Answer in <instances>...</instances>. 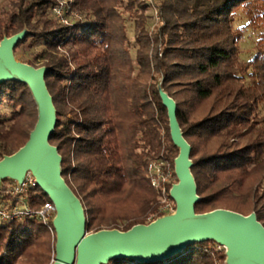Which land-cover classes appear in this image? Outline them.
Returning <instances> with one entry per match:
<instances>
[{
    "label": "trees",
    "instance_id": "obj_1",
    "mask_svg": "<svg viewBox=\"0 0 264 264\" xmlns=\"http://www.w3.org/2000/svg\"><path fill=\"white\" fill-rule=\"evenodd\" d=\"M54 5L55 0H6L0 6V41L26 29L15 55L31 50L23 63L47 68L57 116L49 143L62 158V178L82 203L86 233L125 232L168 213L148 169L153 162L173 169L178 154L160 81L176 103L191 147L200 198L195 213H255L264 227V0H159V25L150 22V5L142 0H71L77 17L66 15L67 24L54 19ZM239 16L244 25H236ZM247 30L258 39L242 60ZM3 107L9 112L0 113V160L24 146L37 120L24 84L0 85ZM173 184L166 196L174 210ZM13 187L9 180L0 187L1 209L36 211L49 200L37 185L22 193ZM55 243L52 222L0 220V264H52ZM224 261L223 247L208 241L148 264Z\"/></svg>",
    "mask_w": 264,
    "mask_h": 264
},
{
    "label": "water",
    "instance_id": "obj_2",
    "mask_svg": "<svg viewBox=\"0 0 264 264\" xmlns=\"http://www.w3.org/2000/svg\"><path fill=\"white\" fill-rule=\"evenodd\" d=\"M26 35L24 29L0 41V85H26L36 105L37 120L24 146L0 160V187L9 180L20 189L29 174L53 203L56 243L52 264H109L113 260L156 263L183 253L192 244L208 241L223 247L224 264H264V227L255 213L244 216L224 209L195 213L194 206L200 198L191 173V147L179 126L176 103L163 90L161 81L157 89L178 151L173 162L177 182L169 189L174 210L125 232L112 229L86 233L82 203L62 178V158L49 143L57 116L45 83L47 68H35L14 56V48Z\"/></svg>",
    "mask_w": 264,
    "mask_h": 264
},
{
    "label": "built area",
    "instance_id": "obj_3",
    "mask_svg": "<svg viewBox=\"0 0 264 264\" xmlns=\"http://www.w3.org/2000/svg\"><path fill=\"white\" fill-rule=\"evenodd\" d=\"M71 0H55V5L53 6L51 12L59 22L63 24L68 23V16L70 12L69 3ZM142 2L150 5V10L152 16L156 22H159L158 9L156 7V0H142ZM69 16L77 17L76 14L72 13ZM166 167L165 163H156L153 162L149 165V172L151 178V184L154 188L160 190L162 195L163 211L168 212V207L171 205L168 197L166 196L167 185L171 182H168L167 174H165L164 169ZM175 183V182H174ZM36 182L29 174L26 176V180L23 183L22 187L19 189L16 185L13 187L14 192L22 193V191L28 189L29 187H35ZM55 216V207L50 200H47L39 210H31L27 207L20 208L18 206H13L10 209H1L0 208V220L1 221H12L20 218H36L42 223L48 225L52 222Z\"/></svg>",
    "mask_w": 264,
    "mask_h": 264
},
{
    "label": "rangeland",
    "instance_id": "obj_4",
    "mask_svg": "<svg viewBox=\"0 0 264 264\" xmlns=\"http://www.w3.org/2000/svg\"><path fill=\"white\" fill-rule=\"evenodd\" d=\"M159 2V0H156V3ZM6 3V0H0V6H3L5 5ZM71 11V12H70ZM70 14L71 15L72 13H74L72 10H69ZM75 14V13H74ZM149 14H152L151 13V10H149ZM55 17V16H53ZM54 19H57V18H54ZM68 19V18H66ZM69 20V19H68ZM151 23H153V25L156 23L157 25H159L160 23V19H159V22H156L154 20V18H152V20L150 21ZM245 21L244 19L242 18V16H239V19L236 23V25H244ZM127 27H128V33H129V37L130 39H132V33H133V28H132V24L128 23L127 24ZM258 33L257 32H253L251 30H247L246 31V34L244 36V38L241 40L240 42V58L242 60H247L249 58V55L253 52L254 50V45H255V42L256 40L258 39ZM35 52H39L40 49L39 48H36L34 50ZM30 51H26L24 53L21 54V57L19 55H15L14 53V56L16 58V60L20 61V62H23V59H30ZM7 113L9 112V108L7 107H3L1 110H0V113ZM260 114L263 115L264 114V110L261 109L260 110ZM164 172L165 174H167V179H168V182H175L177 179H176V176H175V173H174V168H170L169 165H166L165 169H164ZM168 210H169V213L173 211V205H169L168 207Z\"/></svg>",
    "mask_w": 264,
    "mask_h": 264
}]
</instances>
